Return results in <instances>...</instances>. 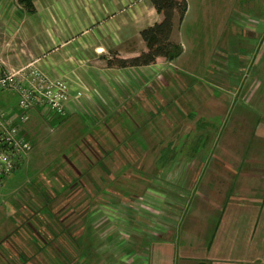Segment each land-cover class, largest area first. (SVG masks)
Returning <instances> with one entry per match:
<instances>
[{"label":"rangeland","instance_id":"obj_1","mask_svg":"<svg viewBox=\"0 0 264 264\" xmlns=\"http://www.w3.org/2000/svg\"><path fill=\"white\" fill-rule=\"evenodd\" d=\"M260 2L187 0L175 24L188 69L163 62L139 71L135 97L155 117L141 106L103 121V112L29 113L32 150L0 186V264H136L146 240L177 231L197 205L229 197L216 167L264 168V37L250 38L246 27L247 11L264 17ZM191 82L223 106L189 111ZM8 103L17 110L16 96ZM199 132L206 151L190 157Z\"/></svg>","mask_w":264,"mask_h":264},{"label":"crops","instance_id":"obj_2","mask_svg":"<svg viewBox=\"0 0 264 264\" xmlns=\"http://www.w3.org/2000/svg\"><path fill=\"white\" fill-rule=\"evenodd\" d=\"M32 3L34 11L30 13L18 0H0V60L6 68L19 69L32 64L50 78L66 80L72 92L83 91L87 97L83 107L73 106L76 110L68 116L84 114L96 118L98 112H103L105 115L100 118L103 121L118 119L116 108L124 109L123 112H136V106L146 109L143 100L135 97L139 91L136 82L141 79L139 71L167 61L159 58L153 65L117 69L108 68L105 58L112 53L130 58L147 49L140 32L162 19L149 0H32ZM258 4L263 15L264 0ZM254 5L251 10H255ZM232 12L238 14L235 9ZM247 12L245 26L250 30L249 37H264V17L259 19V13ZM177 20L175 15L171 40L181 44L183 52L171 63L187 70L180 62L187 46L178 35ZM230 32L236 30L230 27ZM193 83L187 86V97L183 99L189 111L200 110L205 104L217 110L223 106L219 97ZM146 110L150 117H155V109ZM199 119L198 128L204 126ZM203 133L190 141L196 142L186 151L190 157L202 156L206 151L208 135ZM216 168L215 181L220 186L228 181L229 197L221 206L197 205L190 210L185 225H177V231L144 240L145 257L136 264H264V168L240 172ZM203 181L208 182L209 178L204 177Z\"/></svg>","mask_w":264,"mask_h":264},{"label":"built area","instance_id":"obj_3","mask_svg":"<svg viewBox=\"0 0 264 264\" xmlns=\"http://www.w3.org/2000/svg\"><path fill=\"white\" fill-rule=\"evenodd\" d=\"M4 95V96H3ZM17 97V110L3 105L1 96ZM87 100L81 90L72 92L64 79L50 78L32 64L19 69H8L0 60V186L4 178L13 174L32 150L23 126L43 107L46 117H65L74 113L73 106H82Z\"/></svg>","mask_w":264,"mask_h":264},{"label":"trees","instance_id":"obj_4","mask_svg":"<svg viewBox=\"0 0 264 264\" xmlns=\"http://www.w3.org/2000/svg\"><path fill=\"white\" fill-rule=\"evenodd\" d=\"M18 2L30 13L34 11L32 0H18ZM155 10L161 14L160 22L141 30L140 35L147 49L137 56L121 58L117 53H112L105 58L108 68H135L149 66L156 63L157 59L164 58L167 62H173L183 52L182 45L171 40L174 27V17L177 15L180 22L183 21L187 11V0H149ZM9 96H1L3 105L9 106Z\"/></svg>","mask_w":264,"mask_h":264}]
</instances>
